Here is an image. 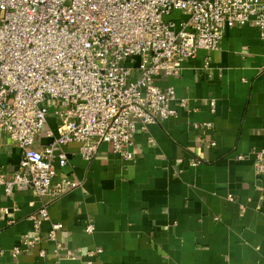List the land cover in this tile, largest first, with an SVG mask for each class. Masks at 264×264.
<instances>
[{
  "label": "crops",
  "instance_id": "0c3cea01",
  "mask_svg": "<svg viewBox=\"0 0 264 264\" xmlns=\"http://www.w3.org/2000/svg\"><path fill=\"white\" fill-rule=\"evenodd\" d=\"M157 83L174 87L177 114L138 131L132 159L103 143L86 161L79 143L66 145L58 177L81 184L47 204L48 219L38 212L46 198L6 195L0 184V264H264V174L253 158L264 150L260 29L228 28L219 49L199 50ZM48 126L57 134L52 114ZM21 156L0 134V175L12 177ZM52 222L63 223L55 241ZM36 230L42 240L23 246Z\"/></svg>",
  "mask_w": 264,
  "mask_h": 264
},
{
  "label": "built area",
  "instance_id": "2783aa9c",
  "mask_svg": "<svg viewBox=\"0 0 264 264\" xmlns=\"http://www.w3.org/2000/svg\"><path fill=\"white\" fill-rule=\"evenodd\" d=\"M244 24L264 38V0H0V134L22 150L12 177L0 175L5 194L33 190L47 199L38 212L48 219L47 204L81 184L58 177L66 145L79 143L86 161L103 143L132 159L135 134L178 112L174 87L157 79L179 75L186 60L219 49L225 31ZM253 158L263 175L264 150ZM62 228L52 222L47 239ZM41 240L36 230L22 244Z\"/></svg>",
  "mask_w": 264,
  "mask_h": 264
},
{
  "label": "rangeland",
  "instance_id": "374dc122",
  "mask_svg": "<svg viewBox=\"0 0 264 264\" xmlns=\"http://www.w3.org/2000/svg\"><path fill=\"white\" fill-rule=\"evenodd\" d=\"M173 14H174V16H176V15H177V13H176V12H174Z\"/></svg>",
  "mask_w": 264,
  "mask_h": 264
}]
</instances>
